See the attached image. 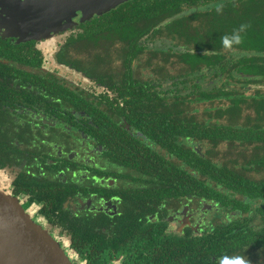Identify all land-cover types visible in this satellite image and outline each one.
I'll return each instance as SVG.
<instances>
[{"label": "trees", "instance_id": "trees-1", "mask_svg": "<svg viewBox=\"0 0 264 264\" xmlns=\"http://www.w3.org/2000/svg\"><path fill=\"white\" fill-rule=\"evenodd\" d=\"M111 13L107 28L132 56L122 64L124 109L140 110L135 118L171 133L167 156L147 154L121 135L124 174L143 180L142 193L160 188L176 203L205 200L212 208L203 207L200 235L138 226L108 245L86 228L80 240L102 242L94 241V250L86 242L74 248L88 264H111L106 254L114 253L127 254L120 264H139L138 249L147 264H235L241 257L257 264L255 237L264 233V0H132Z\"/></svg>", "mask_w": 264, "mask_h": 264}, {"label": "flooded vegetation", "instance_id": "flooded-vegetation-1", "mask_svg": "<svg viewBox=\"0 0 264 264\" xmlns=\"http://www.w3.org/2000/svg\"><path fill=\"white\" fill-rule=\"evenodd\" d=\"M20 1L26 5L22 21L0 7V190L15 197L74 264L88 260L73 245L102 242L80 240V229L98 231L108 245L138 233V226L200 235L205 200L176 203L160 188L142 193L143 180L123 172L122 138L164 156L171 139L154 120L135 118L140 110L124 109L122 64L132 56L107 19L132 0L96 14L100 0H37L34 7L36 0ZM7 16L16 30L1 22ZM255 238L257 264H264V233ZM126 256L106 254L111 264ZM146 256L138 249L139 264H147Z\"/></svg>", "mask_w": 264, "mask_h": 264}, {"label": "water", "instance_id": "water-1", "mask_svg": "<svg viewBox=\"0 0 264 264\" xmlns=\"http://www.w3.org/2000/svg\"><path fill=\"white\" fill-rule=\"evenodd\" d=\"M93 1L99 5L97 0ZM124 1L126 0H100V6L95 7L94 14L115 8ZM22 6L18 14H11L21 21L25 12L24 7L26 8L25 4ZM30 6H39L37 0ZM204 208L211 209L212 206L205 204ZM0 264L74 263L60 244L45 229L32 221L15 197L0 190Z\"/></svg>", "mask_w": 264, "mask_h": 264}, {"label": "rangeland", "instance_id": "rangeland-1", "mask_svg": "<svg viewBox=\"0 0 264 264\" xmlns=\"http://www.w3.org/2000/svg\"><path fill=\"white\" fill-rule=\"evenodd\" d=\"M22 4L24 5V2L21 3L20 0H0V7L2 8L1 10L2 12H4V14L7 13H11L13 15L18 14V12L22 10L23 7ZM10 19H12V21ZM13 19L14 18L3 19L1 22H4L10 30H16V27L12 25L14 23Z\"/></svg>", "mask_w": 264, "mask_h": 264}, {"label": "clouds", "instance_id": "clouds-1", "mask_svg": "<svg viewBox=\"0 0 264 264\" xmlns=\"http://www.w3.org/2000/svg\"><path fill=\"white\" fill-rule=\"evenodd\" d=\"M242 28H243V26H242ZM233 40H234L236 43H240V37H239V35L234 36V37H233ZM225 43L228 44L229 41L226 40ZM235 264H246V261L241 257V258H238V259L236 260Z\"/></svg>", "mask_w": 264, "mask_h": 264}]
</instances>
